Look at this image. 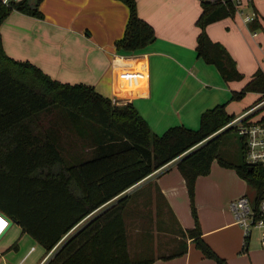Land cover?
Segmentation results:
<instances>
[{
    "label": "trees",
    "instance_id": "16d2710c",
    "mask_svg": "<svg viewBox=\"0 0 264 264\" xmlns=\"http://www.w3.org/2000/svg\"><path fill=\"white\" fill-rule=\"evenodd\" d=\"M120 1L127 7V17L113 45L116 50L133 51L151 41L154 30L138 15L135 0ZM38 2L0 1V21L12 9L40 17ZM199 5L194 20L196 55L213 64L223 80L240 79L242 74L224 45L205 31L207 23L232 15V5L228 0H199ZM253 11L247 26L261 28ZM246 91L257 92L255 99L264 93L259 67L231 91L229 99H239ZM233 117L223 101L204 108L195 128L173 124L156 133L130 101L114 103L90 84L52 78L31 61L7 55L0 40V210L46 252L93 208L177 157L175 166L192 217V225L179 229V235L189 238L215 264H228L201 235L194 181L209 171L215 159L233 168L255 197L264 193V163H246L242 135L235 125L224 126ZM229 132L236 133V159H229L223 150ZM123 207L119 199L76 228L44 264H140L185 250L181 239V246L168 253L131 254Z\"/></svg>",
    "mask_w": 264,
    "mask_h": 264
},
{
    "label": "crops",
    "instance_id": "0c3cea01",
    "mask_svg": "<svg viewBox=\"0 0 264 264\" xmlns=\"http://www.w3.org/2000/svg\"><path fill=\"white\" fill-rule=\"evenodd\" d=\"M251 5L254 10L252 2ZM135 6L138 15L151 24L155 36L133 51L116 50L113 45L127 17V7L120 0H39L40 17L12 9L0 21L1 46L7 55L31 61L52 78L90 84L114 103L130 101L156 133L173 124L195 128L204 108L223 101L225 109L236 115L258 96L255 91H246L245 94H253L249 100L229 99L231 91L238 90L257 67L264 73V43L259 29H252L254 34L251 35L241 15H229L224 29L216 27L215 20L205 26L209 37L224 45L242 74L240 79L223 80L214 65L203 61L194 50L198 31L194 20L200 10L199 0H135ZM243 10L247 11L244 7ZM260 22V31L264 33V24ZM138 70L143 74L133 81L130 75ZM176 159L93 208L53 246L122 199L127 247L131 254L168 253L181 246V239L185 240L182 253L168 258L155 257L150 263L140 264H208L210 259L204 258L189 238L179 235V229L192 225V217L184 181L175 166ZM247 186L233 168L221 166L215 159L211 160L209 171L197 175L194 181V203L201 235L228 261L233 257L232 252L242 246L241 228L233 221L228 201L247 193ZM11 232L0 246L2 249L6 245V249L0 251L2 264L9 250L2 252L12 247L10 244L15 241H10L15 235L16 240L22 236L34 240L21 232L17 223ZM36 244L44 254L43 247ZM19 245L15 242L14 250L17 251ZM30 245L33 248L28 252L27 248L15 264H20L35 248L33 243ZM158 249L168 250L156 252Z\"/></svg>",
    "mask_w": 264,
    "mask_h": 264
},
{
    "label": "built area",
    "instance_id": "2783aa9c",
    "mask_svg": "<svg viewBox=\"0 0 264 264\" xmlns=\"http://www.w3.org/2000/svg\"><path fill=\"white\" fill-rule=\"evenodd\" d=\"M6 2L7 0H0ZM225 3L226 0H210ZM234 12L241 15L243 22L247 23L254 16V11H244V5H249L250 0H228ZM254 31L251 30V35ZM143 72L138 70L130 75L133 81L138 80ZM264 93L255 99L250 105L244 107L238 114L229 120L224 126L233 124L236 126L237 133L242 135L244 143V161L246 163H264ZM233 221L237 223L242 231V247L247 244L251 228H257L259 240L264 245V193L258 197L254 196L253 191L240 193L228 201ZM10 217L0 210V236L12 224ZM33 248L30 245L27 252ZM54 246L44 252L36 264H44L54 251Z\"/></svg>",
    "mask_w": 264,
    "mask_h": 264
},
{
    "label": "rangeland",
    "instance_id": "374dc122",
    "mask_svg": "<svg viewBox=\"0 0 264 264\" xmlns=\"http://www.w3.org/2000/svg\"><path fill=\"white\" fill-rule=\"evenodd\" d=\"M250 2H252L253 8L256 10L257 17L264 24V0H250ZM244 9L247 11H250L252 9L251 3H249V5H244ZM227 16H225L224 18L222 17L223 19L221 18V19L215 20L216 21V24H215L216 27L224 29V25H225L224 22L226 23L227 22L226 19L230 18L229 15H227ZM254 29H259L258 30V32L260 33L259 36L261 37V41L264 43V33L260 31L261 28H254ZM252 95L253 94H251V92L246 93V94L244 93L241 98L235 99V100H239V101L246 100V99L249 100ZM235 137H236L235 132H229L224 137L223 150L225 151V156H227L229 159H236L237 154H238V148H237V143H236ZM247 189H248L247 193L250 194L252 192L251 188L249 186H247ZM13 229H15V223L11 224L8 231H6L7 233L4 235L3 238L0 239V246L5 241L6 237L12 233L11 231H13ZM221 232L225 233L226 230H222ZM230 235H231L230 232L227 231V237H230ZM16 237H17V235H15V237L13 239H11L10 243L12 241L18 242L20 244L19 249L16 251V250H14L13 247H10L7 250H5L4 252H2V253H5L6 251L9 250V254H5L6 261L4 264H15L16 261L21 257V255L28 248L29 243H33L35 248L31 252H29L28 254L25 255V258L21 261L20 264H36L38 258H40V256L43 254V252L40 250V247L37 246V244L34 240L30 241V239L27 238L26 236H22V238L19 240H16ZM241 243H242V231H241ZM5 247H6V245H5ZM5 247L2 249H6ZM2 249H0V251ZM167 250L168 249H164V250L158 249L156 252H165ZM40 251L42 252L41 254L39 253ZM169 251H170V249H169ZM232 254H233V257H232V259H230V261H228L227 259L224 258L228 264H264V245H262L260 243L258 229L254 228V227L251 228L250 235L247 238V245H246L245 250L242 248V246L240 247V245H239L237 250H235V252H232ZM148 255L149 254L144 255V256H148ZM204 258L207 259L208 257H204ZM208 259H210L208 264L209 263L215 264L213 259H211V258H208ZM0 261H1V259H0ZM0 264H2V263L0 262Z\"/></svg>",
    "mask_w": 264,
    "mask_h": 264
},
{
    "label": "water",
    "instance_id": "95a60500",
    "mask_svg": "<svg viewBox=\"0 0 264 264\" xmlns=\"http://www.w3.org/2000/svg\"><path fill=\"white\" fill-rule=\"evenodd\" d=\"M10 221H13L12 219H10ZM14 222V221H13Z\"/></svg>",
    "mask_w": 264,
    "mask_h": 264
}]
</instances>
